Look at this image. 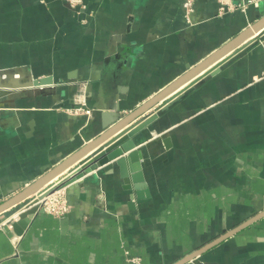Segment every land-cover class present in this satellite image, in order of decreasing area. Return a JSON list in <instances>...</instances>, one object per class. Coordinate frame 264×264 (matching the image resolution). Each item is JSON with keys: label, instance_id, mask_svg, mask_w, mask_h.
Returning a JSON list of instances; mask_svg holds the SVG:
<instances>
[{"label": "crops", "instance_id": "0c3cea01", "mask_svg": "<svg viewBox=\"0 0 264 264\" xmlns=\"http://www.w3.org/2000/svg\"><path fill=\"white\" fill-rule=\"evenodd\" d=\"M183 1L0 0V70L54 79L0 91V204L264 18V1L220 15L197 0L189 21ZM188 83L133 137L150 200L130 206L118 166L104 169L119 156L62 187L70 213H37L18 240L8 223L32 198L0 213V264H127L126 250L179 264L263 212L264 26ZM81 102L91 115L67 110ZM188 264H264V216Z\"/></svg>", "mask_w": 264, "mask_h": 264}, {"label": "water", "instance_id": "95a60500", "mask_svg": "<svg viewBox=\"0 0 264 264\" xmlns=\"http://www.w3.org/2000/svg\"><path fill=\"white\" fill-rule=\"evenodd\" d=\"M264 26V18L253 24L251 27L237 35L230 42L220 47L195 66L188 67V70L173 81L170 85L165 87L159 93L151 97L149 100L138 106L129 114L122 116L120 108L113 113V118L105 124L104 130L99 133L89 143L84 144L78 151L71 156L67 157L64 161L57 166L50 169L47 173L42 175L36 181L28 185L18 194L0 204V213L19 205L22 202L33 199L36 194H43L46 191H52L62 188L71 182L81 178L87 172L92 171L107 162L116 159L115 163L105 165L104 169L109 170L114 166H118L120 176L124 181V188L132 190L130 194V206L136 207L138 203L146 202L151 199V192L146 182L142 154L138 149H135L137 144L134 141V135L146 125L140 119L141 116L156 104L165 107L169 101H166L167 96L170 94H177L179 88L188 82H195L199 79L202 72L211 68L212 66L223 62L229 54L239 46H241L248 38H250L256 30ZM16 74H19L17 77ZM24 73L21 68L16 69H3L0 70V91L3 93L14 92L16 90H26L28 87H37L47 85L54 82L53 77H40L27 82L22 81ZM188 83V84H189ZM177 96V95H175ZM164 100V101H163ZM131 124L128 128L124 129L116 137L108 141L104 146H101L95 153L85 157L92 149L99 146L102 142L113 136L115 133ZM130 151L125 155L126 152ZM76 164V165H75ZM72 168V169H70ZM69 170V171H67ZM67 172L64 177L55 181V178ZM46 190V191H45ZM39 212H44L38 205H31L27 209L19 213L18 219L12 223V230L19 236L24 234L26 229L32 223L35 215ZM264 216V211L248 219L247 221L239 224L231 230L225 231L222 235L199 248L194 253H191L179 264H188L196 256L204 251L214 247L226 238L234 235L242 230L249 224Z\"/></svg>", "mask_w": 264, "mask_h": 264}, {"label": "built area", "instance_id": "2783aa9c", "mask_svg": "<svg viewBox=\"0 0 264 264\" xmlns=\"http://www.w3.org/2000/svg\"><path fill=\"white\" fill-rule=\"evenodd\" d=\"M70 4H81L82 0H68ZM219 5V14H225L231 11L241 10L247 11L249 7H259L264 0H217ZM197 0H184L183 11L186 18L192 21V15L195 11ZM17 77L19 74H16ZM67 110L74 115H80L82 113L92 114L90 109H85V103L81 102L73 107H68ZM46 191V190H45ZM28 207L31 205H38L44 212L54 215L59 218L65 217L71 211V204L68 200L66 191L64 188H59L52 191H46L43 194H36V196L29 201ZM19 214H16L13 219L8 223V226L12 228V223L18 219ZM20 236L15 237L18 240ZM141 258L139 256H133L129 250H126V263L127 264H139Z\"/></svg>", "mask_w": 264, "mask_h": 264}]
</instances>
